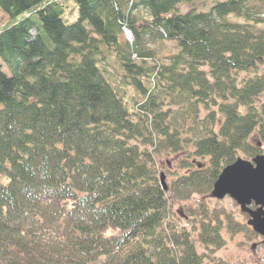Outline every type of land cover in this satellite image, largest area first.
I'll use <instances>...</instances> for the list:
<instances>
[{
    "label": "trees",
    "instance_id": "obj_1",
    "mask_svg": "<svg viewBox=\"0 0 264 264\" xmlns=\"http://www.w3.org/2000/svg\"><path fill=\"white\" fill-rule=\"evenodd\" d=\"M198 1L0 0V264H232L226 234L259 237L211 192L264 155V0Z\"/></svg>",
    "mask_w": 264,
    "mask_h": 264
},
{
    "label": "water",
    "instance_id": "obj_2",
    "mask_svg": "<svg viewBox=\"0 0 264 264\" xmlns=\"http://www.w3.org/2000/svg\"><path fill=\"white\" fill-rule=\"evenodd\" d=\"M163 186L167 189L164 174ZM211 196L223 199L230 196L249 215L248 225L264 238V155L258 154L252 160L242 157L223 168L214 182ZM252 204L255 208H252ZM264 244V239H263Z\"/></svg>",
    "mask_w": 264,
    "mask_h": 264
},
{
    "label": "rangeland",
    "instance_id": "obj_3",
    "mask_svg": "<svg viewBox=\"0 0 264 264\" xmlns=\"http://www.w3.org/2000/svg\"><path fill=\"white\" fill-rule=\"evenodd\" d=\"M214 0H200L196 2L197 7L199 9L206 10L208 9ZM182 7V3L180 4ZM188 8V6H183V8ZM185 8V9H186ZM64 19L67 22H73L78 17V10L74 2H70L69 7L66 9V12L63 14ZM242 18H238V20H241ZM9 21L8 15L4 13L0 8V26L7 23ZM262 27H264V22L261 24ZM165 48L173 47V43L167 42L165 43ZM1 62V60H0ZM4 70H6L4 68ZM159 163H160V172L164 174V180L165 183L168 185V183L171 180V175L168 174L166 170H162V167H168L172 169L170 166V160L167 156L159 157ZM161 173V174H162ZM161 177V176H160ZM200 197H198L199 199ZM224 204L232 207L235 210V213L237 215L239 214V211L236 210V206H234V200L230 197H225V199L221 200ZM212 203L216 202V199H211ZM237 208L240 210L239 205H237ZM177 209H181L179 205H177ZM241 218V216H240ZM227 238V244L219 249L218 254L222 255L226 258H229L232 262V264H264V244H263V238L258 237L257 239L247 240L243 237L242 234H238L236 237L232 238L229 235L226 234Z\"/></svg>",
    "mask_w": 264,
    "mask_h": 264
},
{
    "label": "bare ground",
    "instance_id": "obj_4",
    "mask_svg": "<svg viewBox=\"0 0 264 264\" xmlns=\"http://www.w3.org/2000/svg\"><path fill=\"white\" fill-rule=\"evenodd\" d=\"M186 5L188 6V8H190V5H189V4L182 3V6H186ZM185 8H186V7H185ZM188 8H186V9H188ZM261 24H262V23H259L258 26H261ZM261 27H262V26H261Z\"/></svg>",
    "mask_w": 264,
    "mask_h": 264
}]
</instances>
